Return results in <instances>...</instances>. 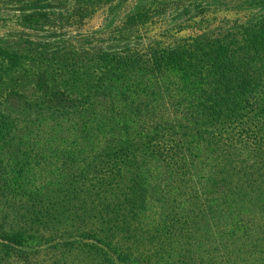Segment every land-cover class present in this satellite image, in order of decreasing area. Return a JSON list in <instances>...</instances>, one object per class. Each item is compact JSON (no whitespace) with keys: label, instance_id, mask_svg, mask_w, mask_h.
I'll list each match as a JSON object with an SVG mask.
<instances>
[{"label":"trees","instance_id":"16d2710c","mask_svg":"<svg viewBox=\"0 0 264 264\" xmlns=\"http://www.w3.org/2000/svg\"><path fill=\"white\" fill-rule=\"evenodd\" d=\"M257 3L196 36L34 40L62 70L0 104V264H264Z\"/></svg>","mask_w":264,"mask_h":264},{"label":"rangeland","instance_id":"374dc122","mask_svg":"<svg viewBox=\"0 0 264 264\" xmlns=\"http://www.w3.org/2000/svg\"><path fill=\"white\" fill-rule=\"evenodd\" d=\"M236 0H0V50H10L26 56V61L10 73H4L6 64L0 58V104L21 93L30 98L36 92V66H44L60 75L56 61H42L34 50V40L58 37L85 42L89 49L96 42L110 44L113 36H126L134 40L141 37L144 43L150 38L164 39L167 36H196L204 30H213L226 19L234 22L244 13L226 11ZM203 10L184 12L194 7ZM216 7V8H214ZM261 3L255 4L253 14L262 13ZM245 10L246 7H240ZM240 8L236 10H240ZM136 9H157L147 17L128 20ZM250 10V9H249ZM247 10L248 12H250ZM46 13V16L41 14ZM186 14V15H184ZM181 19L186 20L181 23ZM256 19V18H255ZM233 24H229V27ZM135 36L134 38H132ZM51 50V49H50ZM70 59L73 54H69ZM84 74L85 78L93 76Z\"/></svg>","mask_w":264,"mask_h":264}]
</instances>
